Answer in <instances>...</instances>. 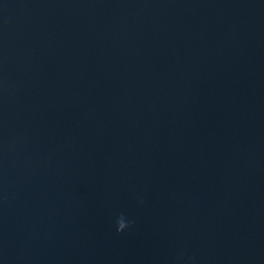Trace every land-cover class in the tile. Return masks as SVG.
Listing matches in <instances>:
<instances>
[{"label":"water","instance_id":"obj_1","mask_svg":"<svg viewBox=\"0 0 264 264\" xmlns=\"http://www.w3.org/2000/svg\"><path fill=\"white\" fill-rule=\"evenodd\" d=\"M0 264H264V0H0Z\"/></svg>","mask_w":264,"mask_h":264},{"label":"clouds","instance_id":"obj_2","mask_svg":"<svg viewBox=\"0 0 264 264\" xmlns=\"http://www.w3.org/2000/svg\"><path fill=\"white\" fill-rule=\"evenodd\" d=\"M117 232L122 233L130 226V222L126 219L124 214H121L116 221Z\"/></svg>","mask_w":264,"mask_h":264}]
</instances>
